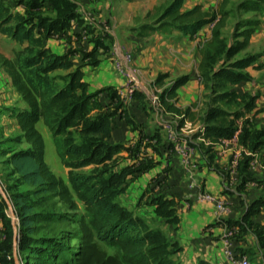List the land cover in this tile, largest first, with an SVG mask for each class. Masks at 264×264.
<instances>
[{
    "label": "crops",
    "instance_id": "obj_1",
    "mask_svg": "<svg viewBox=\"0 0 264 264\" xmlns=\"http://www.w3.org/2000/svg\"><path fill=\"white\" fill-rule=\"evenodd\" d=\"M1 1L23 18L30 13L41 17L43 23L33 27V34L49 53L64 58L67 74H76L88 95H95L100 110L109 117L106 142L119 147L115 156L126 172L115 201L140 219L145 229L156 228L167 242L174 243L175 261L232 264L228 250L246 258L251 250L258 255L255 230L264 226V65L257 66L264 60L253 62L251 56L264 49V30L248 38L243 52L247 50L250 62L238 69L243 77L228 86L250 103L248 111L242 106L234 109L243 112L235 121L238 139L230 142L233 131L224 143L207 145L200 137L207 109L229 108L215 101L221 91L205 89L200 75L202 53L210 43V36L203 34L206 26L192 39L179 33H141L156 0ZM193 1L187 7L185 0V8H210L201 0ZM237 40L240 43L244 37ZM127 54L132 58L125 62ZM115 61H123L125 77L114 73ZM131 78L139 88L129 95ZM165 91L175 94L170 102L178 112H167L160 104ZM15 103L25 109L9 79L0 90V107L8 110ZM7 115L8 111L3 117ZM167 125L178 133L179 144L189 147L187 157L176 153L165 131ZM243 127L248 139L241 138ZM39 131L46 153L56 148L47 129ZM258 132L263 133L262 140L255 139ZM201 192L221 200L223 210L199 200ZM6 232V221L0 217V258Z\"/></svg>",
    "mask_w": 264,
    "mask_h": 264
},
{
    "label": "trees",
    "instance_id": "obj_2",
    "mask_svg": "<svg viewBox=\"0 0 264 264\" xmlns=\"http://www.w3.org/2000/svg\"><path fill=\"white\" fill-rule=\"evenodd\" d=\"M214 19L213 14L203 11L200 5L186 9L185 0H170L162 9L149 13L146 16L148 23L142 24L139 31L143 34L145 31L165 35L179 33L192 38ZM27 21L0 0V34L25 45L13 60L0 57V67L26 105L25 109L17 108L9 114L16 118L20 141L28 146L12 153L7 160L12 172L28 188L10 196L18 217L19 264H180L173 257L177 252L174 243L167 242L156 228L145 229L140 219L115 201V196L123 189L125 170L116 174V180L115 175L99 183L96 181L98 176L93 174L73 173L89 161L87 151L95 142L116 150L119 147L106 142L109 117L106 114L89 117L95 95L85 94L84 84H78V90L85 94L81 96L74 88V79L59 88L45 78L55 70H67L69 66L64 58L43 47ZM39 23H43L41 18ZM258 27V22L249 24L243 32L244 40L234 52L246 49L248 38ZM218 28L213 29L211 42L219 45ZM211 42L209 49L216 48ZM214 63V57L203 51L200 75L206 89L213 93L221 91L215 101L227 105L229 110L220 106L207 109L200 137L211 144L228 138L234 131L235 121L243 115L240 110L234 111L235 108L242 106L248 111L250 106L249 100L230 91L228 86L235 81L232 76H227L222 69L213 71ZM174 97L172 91H165L160 96V104L167 112H178L170 102ZM40 124L48 130L60 161L71 168L67 183L46 162ZM67 128L75 129L81 138L78 144L68 142ZM246 132L243 127L241 138H247ZM262 138L263 133L258 132L255 139ZM81 155L85 158L76 160ZM80 205L83 207L81 214ZM0 217L5 219L3 211H0ZM6 226L7 243L1 250L4 255L0 264H14L13 231L7 222ZM255 234L259 243L264 244V226L261 230L256 229Z\"/></svg>",
    "mask_w": 264,
    "mask_h": 264
},
{
    "label": "rangeland",
    "instance_id": "obj_3",
    "mask_svg": "<svg viewBox=\"0 0 264 264\" xmlns=\"http://www.w3.org/2000/svg\"><path fill=\"white\" fill-rule=\"evenodd\" d=\"M12 1L16 2V0H12ZM156 1L157 2L155 9H162L169 3L170 0H156ZM186 1L188 2V3L186 2V4H188L187 7L193 5L194 2L193 0H186ZM201 1L204 2V4L209 5L210 7L207 11V10H203V7L201 6L202 10L210 14H213L215 19L212 22L216 20L213 28H210L209 25H207L206 28L208 30H205L203 32V34L210 36L209 39L210 42L213 36V31H214L213 29L215 28V26L216 27L219 26L218 28L219 45L217 43L216 44L213 43L212 41L211 43L214 46H216V48L212 46V48L209 49L210 47L207 46L204 52L206 53L208 52L212 55V57H214L215 63L213 65V68H217V70L219 69L224 70L227 76L229 77L232 76L231 78H233V80L237 82L238 80H240L241 77H243L242 73H240L239 75L238 69L240 67L248 65L250 62L247 60V58L249 57L246 56L249 55V53H246L247 50H245V53L243 52V50L241 51L238 50L234 52V50L238 48V44H239L237 38L240 37L243 38L244 30H247L249 24L254 21L258 23L260 22V26L257 28V30H259V32H263L264 0H201ZM10 6L12 7V5H9V7ZM39 18L41 17H35L34 14L30 13L26 15V17L23 19H28L27 21L28 25L32 27H37ZM197 34L194 37H196ZM16 44H17L16 42H13L6 36L0 34V57L6 58L8 60H13L15 54L21 50V47L18 44L17 45ZM261 51L262 52L260 53V55L251 56L253 58V62L256 58L257 60L258 59L264 60V49ZM257 60H255V62ZM263 65L264 62L259 63V66L257 67H262ZM2 69L3 68L0 67V90L5 89V84H7L8 80L10 79V78L8 79L9 77L8 75L2 72ZM114 73L116 74V72ZM45 78L59 88L65 87L70 80L74 79V88L77 94L81 96L82 95L85 96V94H87L86 91L85 94H83L82 91L78 90L79 89L78 84L80 82L78 76L67 74L66 70H55L51 74L46 75ZM207 94L208 95H206V97L210 96L209 93ZM245 98L247 100V97ZM94 102H93L94 108L90 113L89 117L93 118L96 117L97 115L102 117L105 116V114L99 109V105L96 102L95 103ZM17 103L8 105L9 106L8 110L7 108H3L2 106L0 107V187L5 193L4 197L0 193V203H1L0 211H4L6 213L5 221L7 222V224H9V227L12 229V231H13L12 228L13 224L16 226L17 231L19 229H18L17 213L13 207L10 196L13 193L23 192L28 189L27 186L24 185L19 180V177L12 172L11 166L7 164V160L12 153L28 148V146L22 140L20 141L19 136L21 135V132L16 125L17 123L15 116L7 115L8 117L6 118L3 117V113H6V111H8L10 114L11 110L14 109L16 110L19 106L17 105ZM18 109L21 108L19 107ZM43 127L41 125L39 126V128L41 129H43ZM75 132L76 131L73 128L66 129V133H67L66 138L68 139L69 143L78 144L79 140L81 141V138L78 137V135ZM69 143H65V145H68ZM87 152H88L87 156L90 157V159H88L89 161L86 162L87 166L85 165L83 168L73 171V173L76 174L79 172H83L86 174H93L94 176H98L96 177L97 178L96 181L99 183V182H103V180L107 179L108 177L109 178L111 176L114 177L116 174H119V172L122 170L121 166L119 165L118 157L116 158L115 156L117 154L116 149L109 148L108 146L102 144L101 142L100 143L95 142ZM79 158L84 159L85 157L81 155L77 157L76 160H80ZM45 159L51 170L58 177L62 178L65 182L68 181L71 168L69 166L65 167L63 165V163L60 161V158L57 155L56 148H54L53 150L51 149V151L46 153ZM72 162L70 164H72ZM101 174L103 175L101 176ZM117 176L118 175H116L115 180ZM4 199H6V201H8V203L10 204V207L12 208L14 215H12L10 207L7 205ZM82 208L83 207L80 205L79 214L82 213L81 212L83 210ZM69 228L72 229L74 227L72 225H69ZM146 229L148 230V227H146ZM12 241H13V234H12ZM73 244H76V242H74ZM16 246L18 247V242ZM257 246L260 247L258 250V255L253 250H251V252L248 253L247 258L249 259L251 264H264V244L259 243L258 241ZM17 247L15 252L19 263ZM106 250L111 251L110 249H106ZM13 251L14 249L12 244V255L14 257ZM255 254L256 256H254Z\"/></svg>",
    "mask_w": 264,
    "mask_h": 264
},
{
    "label": "built area",
    "instance_id": "obj_4",
    "mask_svg": "<svg viewBox=\"0 0 264 264\" xmlns=\"http://www.w3.org/2000/svg\"><path fill=\"white\" fill-rule=\"evenodd\" d=\"M215 21L211 22L209 24L210 28L214 27ZM131 58H132V56L130 54H127V55L124 56L125 62L130 61ZM113 65H114L113 66L114 72H116V74L118 76L125 77L127 75L126 70H125V68L123 66V61H115L113 63ZM131 80H132L131 83H129L128 86H127V92H128L129 95H132L139 88L138 84H137V81L134 78H131ZM165 131H166V134L168 135V137L171 138L173 140V142L175 143L174 145L176 147V149H175L176 153L177 154L181 153L184 157H187V154L189 153L190 149H189V147H186V146L182 147L181 144H179L178 137H177L178 133L175 131V129L173 127L167 125V126H165ZM239 134H240V129L236 128L234 130L233 135L230 138V142H232V143L236 142L237 139H238ZM223 140H221L219 143H224ZM205 142H206L207 145H211L210 141H205ZM198 199L199 200H203V201H207V202L215 203V206H216V208L218 210H223V208H224L223 202L221 200H219L217 197H214V196H212L209 193L201 192L200 195L198 196ZM226 256H227V259L232 264H251L249 259L246 258L245 256H240L239 254H236L235 252H232V251H229V250L226 251Z\"/></svg>",
    "mask_w": 264,
    "mask_h": 264
},
{
    "label": "water",
    "instance_id": "obj_5",
    "mask_svg": "<svg viewBox=\"0 0 264 264\" xmlns=\"http://www.w3.org/2000/svg\"><path fill=\"white\" fill-rule=\"evenodd\" d=\"M0 193H1V195L4 197L5 196V193L3 192V190H2V188L0 187ZM5 200V202L7 203V205L10 207V204L8 203V201H6V199H4ZM10 210H11V213H12V215H14L13 214V211H12V208L10 207ZM12 228H13V249H14V263L15 264H19L18 263V260H17V256H16V252H15V250H16V244H17V240H18V231H17V228H16V226L13 224L12 225Z\"/></svg>",
    "mask_w": 264,
    "mask_h": 264
}]
</instances>
